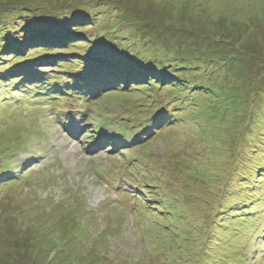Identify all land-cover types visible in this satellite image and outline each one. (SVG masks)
<instances>
[{"label":"rangeland","instance_id":"rangeland-1","mask_svg":"<svg viewBox=\"0 0 264 264\" xmlns=\"http://www.w3.org/2000/svg\"><path fill=\"white\" fill-rule=\"evenodd\" d=\"M27 2L0 0V169L7 168L0 175V264H190L193 254L191 264H234L247 258L230 248L233 240L238 244V224L244 222L237 220L242 214L231 203L255 197L259 204L254 208L264 215V197L253 194H264V81L251 80L250 62L243 65L236 51L264 50V0H60L56 15L60 21L48 27L52 36L70 33L66 39L86 46L90 40L76 36L65 15L81 20L91 14L98 25L120 32L111 37L115 45L128 54L131 49L141 60L150 59L147 53L152 49L158 53L164 49L172 61L198 57L189 65L192 74L174 68L159 73V80L150 79L149 86L73 102L81 105L77 106L83 112L81 122L89 116L78 136L84 144L69 142L48 118L52 116L48 107H64L71 98L51 91L50 97H40L33 84L29 91L21 92V87L50 72L48 77L58 73L52 81L62 89L64 72L76 75L87 66L48 63L38 58L46 51L34 52L25 60L27 72L21 68L18 74L5 76L17 60L3 53L40 39L38 27L29 25L32 15L23 8ZM127 20L141 21L140 27L151 30ZM82 28L81 34L87 30L96 36L99 31ZM173 49L178 51L172 56ZM78 50L70 47L65 53ZM88 52L90 58L111 57L122 67H131L125 64L124 53L113 58L98 44ZM175 63L185 69L184 62ZM143 92H148L146 99ZM143 99L144 112L135 128L117 135L124 141L119 154L111 151L91 158L83 148H92L90 142L85 144L84 133L99 130L96 120L120 117L104 110L138 106ZM107 121L110 126L103 132L117 134L120 121ZM147 126L148 131L153 129L150 134L143 132ZM139 134L142 141L136 138ZM92 163L100 177L90 168ZM205 192L211 202L215 195L224 200L219 211L206 207ZM129 202L136 212L128 211ZM246 232L245 264H263L264 244L257 228L247 226ZM205 238L212 245L209 256L194 253L195 245L203 249L198 239Z\"/></svg>","mask_w":264,"mask_h":264},{"label":"trees","instance_id":"trees-1","mask_svg":"<svg viewBox=\"0 0 264 264\" xmlns=\"http://www.w3.org/2000/svg\"><path fill=\"white\" fill-rule=\"evenodd\" d=\"M28 1L29 2L25 3L23 8L25 9L26 12H29L33 16V17L30 16L31 18L28 17V19H30L29 25L32 27V29L38 27L39 33H37L36 36H39L38 38L40 39H37L38 41H35L36 44L33 42L26 43V46L16 47L13 50L9 49L7 51V54L3 53L4 56L10 57L11 58L10 60L12 61L17 60V62L14 63L12 67H10V73H7V75L5 76L7 78H9L10 76L12 77L14 74H18L19 72L17 71V69L20 70L21 68H24V70L27 72L28 69H30V67L26 66V62H27L25 61L26 58L28 57L27 60L29 61V57L34 56V52L41 53L44 51H46L47 53L45 54L42 53V55L38 56V58L45 59L43 60L45 62L72 63L73 66H81L82 68L83 66H87L88 70L77 72L76 75L73 73H70L69 71H66L67 73L64 72V76H60L61 78H64V81H65L64 87L62 89H59V87H55V84L52 81V77L54 78L55 76L58 75V73H53L51 77L47 76V75H50V72L47 75L44 74L40 76H35L32 78L31 83H24L22 85L21 92L25 90L29 91L32 89L37 90L39 88L36 94L40 96H43L45 94L46 97H50L51 92H53L63 97L71 98L70 101L72 100L89 101V100L94 99L96 95H98L99 93L103 94L105 92H112V91L119 92V91H126L127 88H131V87L140 88V86H149L150 81H151L150 79L159 80L161 79V77H159L160 76L159 73L171 72L174 68L175 69L178 68L177 70L178 72H181L183 70L189 72V74H192L193 72L191 71L190 66L191 64L193 65L196 63L195 61L196 59H198V57L191 58V59H183V61H179L176 59H175L176 61H172L171 60L172 57L169 56L171 54L164 52V49L163 50L161 49L159 53H158V50L152 49L153 50L152 53L150 52L147 53V57H151V58L150 59L145 58L144 60H141L140 57L134 55V53L132 54L131 49H130V54H128V52H126L125 49L120 47L119 44L115 45V43H113L111 40V37L117 38L120 32H116V31L113 32L112 30H109L110 28H104L102 27V25H98L96 21L94 20V17L91 16V14L89 15L88 19L81 18V20L75 19L74 16H72L74 18L71 20L72 18L70 17L71 15L69 14L65 15L66 19L71 20V21L69 20V24L67 23V21L66 23L69 26H73V27L75 26V28L73 29V33L75 30L76 36L85 37L90 40L89 43L87 42L88 44H86V46L82 45L83 46L82 47L81 45H78L79 44L78 41H76L74 38L66 39L67 37L72 36V34L70 33L65 34L62 31L60 32L59 35L52 36V34L49 33L51 31H49L48 27L51 23L60 21L59 20L60 17L57 18L56 16L57 7L61 4L60 0H28ZM38 5L40 6V8ZM45 8L46 10H48L46 11V13L45 11H43ZM146 11H149V10L146 8L145 17L147 15ZM65 18L63 17L62 21L65 20ZM123 21H125V19H123ZM127 21L129 24H135L139 27L143 25L141 21L140 22L139 21L133 22L129 20ZM106 23L107 25H110L108 21H105V24ZM95 24L99 26L98 29L94 27ZM69 26L67 27V31H72V29ZM82 26H86L89 29L94 28L97 31L99 30L98 31L99 33L97 32V35L93 36L92 34L90 35V33L87 34L88 33L87 30H85L83 31L84 34H81L80 31L83 30ZM140 28H147V27L144 25L143 27H140ZM25 30L30 31L31 29H25ZM147 30H151V29L147 28ZM188 34H192V33L189 32ZM10 38L11 37L9 35L8 39ZM85 38H84V41H81L82 44L86 42ZM230 40H231V37H230ZM10 44L13 45L12 48L16 45L14 44V41L12 40L10 41ZM93 44H98L99 47L101 48L103 47L104 49H107L108 52L113 53L114 54L113 58H116L115 56H118L119 55L118 53L126 54L127 58H126L125 64L131 65V67H126V68L122 67L121 63L117 62L111 57H108L106 59L100 58L99 60L96 57L90 58L92 57V53L86 56L85 54L88 52L90 46H92ZM109 44L114 45V46H110ZM87 45H90V46H87ZM70 47L78 48L80 50L76 51L77 53H65V50H67ZM84 49H87L86 50L87 52H83L85 51ZM175 51L177 52L178 50L173 49L172 56L176 54ZM246 51H236V53L241 54V58L243 60L241 61V63L243 65L246 64L247 62H250V63H247V64H251L250 67H247V70L250 72L251 80L253 82L255 81L263 82L264 81V50H262L260 47H256V49L252 48V49H247ZM248 51L250 53H248ZM252 51L255 52V55H252ZM72 54H75V57L80 55V57H77L76 59H74L72 58L73 57ZM88 59H92V60L89 61ZM10 60H7V62H9ZM81 60L83 62H81ZM156 61L159 63L157 64ZM167 62H169L171 66L165 65L166 67H164L163 64L164 63L167 64ZM175 62H179V63L184 62L185 69H182L181 66L179 64H176ZM159 67H161L162 70H157ZM152 71H155L156 73H153ZM194 72L195 74H198L199 71H194ZM68 74L73 76L74 78L70 80L68 77ZM202 76L209 77L210 75L208 73H202ZM180 80L184 81V78H180ZM66 81H69V84L67 86H66ZM144 82H148V83L145 85ZM197 83L198 82L195 81V87H197L198 89H201L200 84L197 85ZM200 83L203 86L209 87V84H204V82L202 81ZM30 84H33L32 89H30ZM185 84L187 83L185 82ZM151 86L153 87V85ZM10 91L11 89L8 90V92ZM17 91L12 92L9 98H11L13 94L17 93ZM147 93L148 92H143L145 99H146ZM144 108H145V103L143 99L138 106H136V104H132L131 106L128 107L122 104L121 107L120 106H117L116 108L111 107V108L105 109L104 111L111 112V113H119L120 124L118 123L119 125L117 127V135H123L124 133L125 134L129 133L130 131L133 130V128H135L136 123L140 121L139 116H140V113L144 112ZM154 120L156 119L153 117L152 121ZM127 121H129V123ZM143 132L150 134L151 132H153V129L151 131H148V126H147L143 129ZM148 134L147 136H149ZM140 135L141 134L136 136V138L139 141H142L143 139H140ZM257 142L259 143V139H257ZM119 144L123 145L124 141H119ZM6 171H7V168L0 169V175L6 174L7 173ZM242 182H244V185H247L248 181L243 179ZM247 188H248V185H247ZM208 193L212 195V191ZM208 193L205 192V197L207 199L205 198L203 199V202H206V207L211 210H214V212L219 211L220 208L218 209V205L222 204L221 201H224V200H221L222 199L221 196L215 195L214 201L211 202L208 199ZM255 193L258 194L259 196L258 198L264 197V194L263 196H260V194L257 191L253 192V194ZM236 200L234 201V203H231V204L232 205L234 204L233 206L238 207L239 210L238 209L234 210L235 212L242 214V215H238L236 218L237 220L238 219L244 220V222L242 225L238 224L239 228H238V233H237L236 238H237V242L239 245L236 244L235 241L233 240L234 243L232 244L230 248H233V250L239 254H246L248 258V251H249L248 243L246 242L242 244L243 239L247 237L246 227L247 226L251 228L256 227L257 235L260 238V242L264 244V215H262V211L259 212L258 210L254 208L255 205L259 204V201H255V197L253 199L251 197L246 198V200L243 199L242 201H236ZM214 225H217V223H214ZM183 231H185L184 227H183ZM185 237L186 235L184 234V238ZM198 240L201 244H203V249H202V246L195 245L193 252L201 253L204 256H209L208 251L211 250V246H212L211 243L207 241V238H205L204 240L202 239H198ZM198 240H194V242L197 243ZM241 245H244V247H242ZM192 257L194 258V254L190 258L191 263L193 262ZM247 258L242 259L241 261L236 262L234 264H245V262H247ZM48 264H52V263L50 262Z\"/></svg>","mask_w":264,"mask_h":264},{"label":"clouds","instance_id":"clouds-1","mask_svg":"<svg viewBox=\"0 0 264 264\" xmlns=\"http://www.w3.org/2000/svg\"><path fill=\"white\" fill-rule=\"evenodd\" d=\"M80 116H81V114H80ZM81 118H82V116H81ZM85 122V121H84ZM136 207V206H135ZM137 208V207H136Z\"/></svg>","mask_w":264,"mask_h":264}]
</instances>
